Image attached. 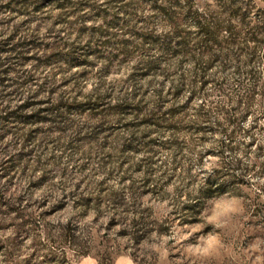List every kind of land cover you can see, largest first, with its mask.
I'll list each match as a JSON object with an SVG mask.
<instances>
[{
    "label": "rangeland",
    "instance_id": "rangeland-1",
    "mask_svg": "<svg viewBox=\"0 0 264 264\" xmlns=\"http://www.w3.org/2000/svg\"><path fill=\"white\" fill-rule=\"evenodd\" d=\"M195 11L264 20V0H0V264H264V42L253 57L203 53ZM181 81L166 106L208 119L180 133L199 142L174 168L148 114ZM231 116L239 149L219 158L224 134L208 128ZM236 160L248 172L181 223L205 178ZM221 197L239 204L217 228L206 216ZM208 234L219 246L195 253Z\"/></svg>",
    "mask_w": 264,
    "mask_h": 264
},
{
    "label": "trees",
    "instance_id": "trees-1",
    "mask_svg": "<svg viewBox=\"0 0 264 264\" xmlns=\"http://www.w3.org/2000/svg\"><path fill=\"white\" fill-rule=\"evenodd\" d=\"M194 27L197 29L196 37L199 39L194 43L195 48L198 50H204L203 53H208L214 48L226 49L229 45H235L239 53H246L245 50H250V55L253 57L256 53L257 46L264 42V20L253 21L249 16H245L243 19L237 21H223L220 19H211L210 17L205 18L203 14L195 11L193 13ZM243 28V29H241ZM254 44L250 48V44ZM264 62V55L262 56ZM198 74L195 78L199 80L201 86L205 84L203 70H198ZM254 72H249L253 74ZM186 84L182 81L175 86L170 88V100L165 99L161 92L157 93L156 103L154 104L153 111L148 114L149 120L152 127L156 131H162L168 133V137L164 141H159V148L172 150V164L174 168H180L182 158V152L190 147L197 146L199 140L186 138L182 140L180 133L183 131L190 132L191 134H202L206 126L202 125L207 121V113L202 108L195 109L193 114H187L188 104L184 102L180 105L171 104L166 106V103L174 102L177 96L184 91ZM190 93L195 96L198 92L191 90ZM243 117L231 116L226 118V127L229 126L231 131H228L226 127L221 126L215 122L212 127H209L210 131L214 133H223L224 140L218 144L216 156L219 158L223 157L225 153H233L239 149V146L235 142V135L238 132V124ZM162 137V136H161ZM254 144V139H251L248 147ZM257 152H260L261 148H257ZM242 164L236 160L234 162H227L225 166L220 170H212V172L205 178L202 186L196 192L195 204L192 206H185L183 208L186 211L180 222L187 223L190 220H194L201 211L200 200L207 198L219 191H223L225 183L218 182L220 179L232 178L234 179L233 171L239 169L242 172H248L249 168L240 167ZM185 173L189 172L188 168L184 169ZM260 174L264 175V157L261 164ZM242 176V174H240ZM239 176V177H240ZM139 222L133 221L132 225H138ZM84 254V253H83Z\"/></svg>",
    "mask_w": 264,
    "mask_h": 264
},
{
    "label": "clouds",
    "instance_id": "clouds-1",
    "mask_svg": "<svg viewBox=\"0 0 264 264\" xmlns=\"http://www.w3.org/2000/svg\"><path fill=\"white\" fill-rule=\"evenodd\" d=\"M212 203L213 208L211 209V215L206 216V221L208 224L214 225L217 228L223 227L225 218L236 212V205L239 204V202L235 198L229 200L224 197H221L218 200H213ZM201 239L204 246H198L197 248L193 249L195 253L200 255L207 256L220 244V240L216 235L208 234L206 238Z\"/></svg>",
    "mask_w": 264,
    "mask_h": 264
}]
</instances>
